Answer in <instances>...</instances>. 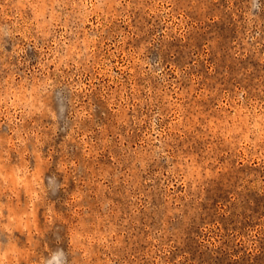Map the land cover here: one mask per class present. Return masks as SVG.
<instances>
[{
    "label": "rangeland",
    "instance_id": "obj_1",
    "mask_svg": "<svg viewBox=\"0 0 264 264\" xmlns=\"http://www.w3.org/2000/svg\"><path fill=\"white\" fill-rule=\"evenodd\" d=\"M0 264H264V0H0Z\"/></svg>",
    "mask_w": 264,
    "mask_h": 264
}]
</instances>
